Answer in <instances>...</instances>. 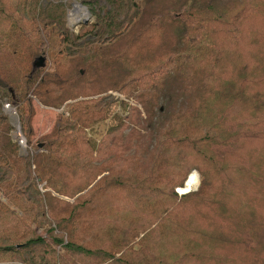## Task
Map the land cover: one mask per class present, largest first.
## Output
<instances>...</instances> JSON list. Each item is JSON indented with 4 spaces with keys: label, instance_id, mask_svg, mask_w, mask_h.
<instances>
[{
    "label": "trees",
    "instance_id": "16d2710c",
    "mask_svg": "<svg viewBox=\"0 0 264 264\" xmlns=\"http://www.w3.org/2000/svg\"><path fill=\"white\" fill-rule=\"evenodd\" d=\"M80 1L0 0V264H264V0Z\"/></svg>",
    "mask_w": 264,
    "mask_h": 264
},
{
    "label": "rangeland",
    "instance_id": "374dc122",
    "mask_svg": "<svg viewBox=\"0 0 264 264\" xmlns=\"http://www.w3.org/2000/svg\"><path fill=\"white\" fill-rule=\"evenodd\" d=\"M65 2L69 3L68 9H67V23L69 24V28L77 33L79 31L80 24L83 23L85 20L92 21V16L89 10L86 8L84 4L80 0H64ZM113 95L118 97V94L116 92H113ZM4 111L7 113L10 117L11 123L13 125V130H12V136L15 140L18 142V138L21 135L24 144L21 147V152L26 153L27 152V143L25 140V137L22 135L21 132V127L18 121V116L16 111L9 106L8 103L3 104ZM34 107H35V116L33 118L32 124L34 127V138L33 140H36L38 137L41 135L47 133L53 122L54 118L57 114V112L64 111L63 105H61L59 108H50V107H43L39 102L34 101ZM106 129V123H99L93 127L92 130L89 131V133L96 139L100 138L101 134L105 131ZM264 142V141H263ZM42 146V143H41ZM196 170H192L188 176ZM197 172V171H196ZM198 174V173H197ZM187 176V178H188ZM186 178V180H187ZM228 180V179H227ZM198 184H199V177H198ZM185 186V182H184ZM183 186V187H184ZM198 185L195 187L197 189ZM178 187L176 191L180 194L181 192L179 191ZM182 188V187H181ZM39 189L41 191L45 190L43 187V183L39 184ZM38 232L47 240L48 242H51V239L45 234L42 230L38 229Z\"/></svg>",
    "mask_w": 264,
    "mask_h": 264
},
{
    "label": "bare ground",
    "instance_id": "6f19581e",
    "mask_svg": "<svg viewBox=\"0 0 264 264\" xmlns=\"http://www.w3.org/2000/svg\"><path fill=\"white\" fill-rule=\"evenodd\" d=\"M198 185V174L196 171H193L187 180V183L184 187L179 188L180 192L186 191L188 189H194Z\"/></svg>",
    "mask_w": 264,
    "mask_h": 264
},
{
    "label": "built area",
    "instance_id": "2783aa9c",
    "mask_svg": "<svg viewBox=\"0 0 264 264\" xmlns=\"http://www.w3.org/2000/svg\"><path fill=\"white\" fill-rule=\"evenodd\" d=\"M18 143H19V145H21V146L24 144V140H23V138H22L21 135H20L19 138H18Z\"/></svg>",
    "mask_w": 264,
    "mask_h": 264
},
{
    "label": "water",
    "instance_id": "95a60500",
    "mask_svg": "<svg viewBox=\"0 0 264 264\" xmlns=\"http://www.w3.org/2000/svg\"><path fill=\"white\" fill-rule=\"evenodd\" d=\"M87 22V20H85L83 23H86ZM189 177V176H188ZM187 180H188V178H187ZM187 180L185 181V185H186V183H187ZM192 190H196V188H194V189H188V190H186V191H183V192H181V193H186V192H189V191H192ZM180 193V194H181Z\"/></svg>",
    "mask_w": 264,
    "mask_h": 264
}]
</instances>
